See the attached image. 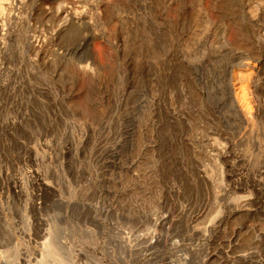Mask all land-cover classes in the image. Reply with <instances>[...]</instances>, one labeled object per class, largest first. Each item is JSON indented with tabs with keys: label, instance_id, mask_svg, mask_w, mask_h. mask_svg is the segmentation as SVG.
<instances>
[{
	"label": "rangeland",
	"instance_id": "374dc122",
	"mask_svg": "<svg viewBox=\"0 0 264 264\" xmlns=\"http://www.w3.org/2000/svg\"><path fill=\"white\" fill-rule=\"evenodd\" d=\"M0 264H264V0H0Z\"/></svg>",
	"mask_w": 264,
	"mask_h": 264
},
{
	"label": "bare ground",
	"instance_id": "6f19581e",
	"mask_svg": "<svg viewBox=\"0 0 264 264\" xmlns=\"http://www.w3.org/2000/svg\"><path fill=\"white\" fill-rule=\"evenodd\" d=\"M35 41V40H34ZM32 42V41H31ZM41 42V41H40ZM39 41H35V42H33V43H31V47L32 48H36V46L38 45V43H40ZM40 45V44H39Z\"/></svg>",
	"mask_w": 264,
	"mask_h": 264
}]
</instances>
